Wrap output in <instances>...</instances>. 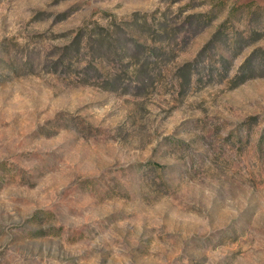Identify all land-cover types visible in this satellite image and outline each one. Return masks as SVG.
I'll return each mask as SVG.
<instances>
[{"label": "rangeland", "instance_id": "obj_1", "mask_svg": "<svg viewBox=\"0 0 264 264\" xmlns=\"http://www.w3.org/2000/svg\"><path fill=\"white\" fill-rule=\"evenodd\" d=\"M0 264H264V0H0Z\"/></svg>", "mask_w": 264, "mask_h": 264}]
</instances>
